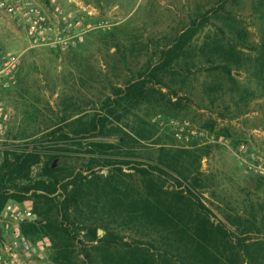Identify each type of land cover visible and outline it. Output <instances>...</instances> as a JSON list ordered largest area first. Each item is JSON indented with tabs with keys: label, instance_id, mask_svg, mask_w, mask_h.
<instances>
[{
	"label": "rangeland",
	"instance_id": "1",
	"mask_svg": "<svg viewBox=\"0 0 264 264\" xmlns=\"http://www.w3.org/2000/svg\"><path fill=\"white\" fill-rule=\"evenodd\" d=\"M36 1L51 8L53 0ZM54 1L68 12H81L78 4L88 7L94 11L91 23L96 26L103 22L106 27L90 32L81 44L64 53L37 49L25 54L17 73V85L3 98L9 119L2 124L4 129L0 132V162L9 148L25 146L46 134L41 129L51 122L80 112L87 116L99 112L104 100L118 98L119 90L137 82L142 74L148 75L149 68L159 63L162 50L204 14L211 20L198 35L195 42L198 50L208 38L215 39L222 32L230 36L224 22L225 18H231L228 15L236 17L241 29L247 30L249 45L259 44L261 25L252 18V12L260 0ZM26 46L19 24L1 16L0 58L21 53ZM256 55L257 52L245 51L243 68L235 69L232 76L213 70L214 66L208 65L203 57L197 59V67L188 74L189 64L184 61L174 66L162 81L149 85L152 90L149 103L130 109L127 114L123 107L110 102L120 121H116L117 117L110 119L107 138L58 146L43 142L50 155L61 149L53 168L59 169L57 175L65 179L64 183L82 173L84 178L92 180L91 185L97 184L100 201L93 216L101 226V237L108 231L123 228L120 218L116 222L110 217L108 191L103 190L104 186L118 182L141 193L152 179L158 188L170 193L186 190L187 185L177 189L172 181L163 182L140 173V168L148 169L146 164L165 146L208 153L200 165L205 204L224 224L223 213L243 215L250 223L248 238L264 240V172L248 173V164L261 166L264 171V91L253 78L256 64L248 62L256 60ZM261 68L257 63V71ZM20 128L22 132L28 129V134H39L16 140L14 135L20 134ZM125 133L139 141V135L149 140L120 151L117 148ZM160 138H163L161 142ZM93 143L112 144L114 148L108 154L114 155L115 163L106 167L107 163L100 161L103 167L94 166ZM118 153L134 154V157L123 158ZM41 168L35 170L34 177H39ZM25 201L32 202L35 210L36 199L31 194ZM37 220L45 223L47 230L38 232L28 228L29 238L41 243L39 237L45 234L46 249L43 259H34L29 264H52L50 256L59 245L53 238L50 221L38 217ZM121 232L134 236L128 229Z\"/></svg>",
	"mask_w": 264,
	"mask_h": 264
},
{
	"label": "trees",
	"instance_id": "2",
	"mask_svg": "<svg viewBox=\"0 0 264 264\" xmlns=\"http://www.w3.org/2000/svg\"><path fill=\"white\" fill-rule=\"evenodd\" d=\"M228 16L231 18H225L224 22L228 24L230 36L222 32L215 39L208 38L198 50L195 47L198 35L211 20L204 14L193 20L171 46L162 50L159 63L149 68L148 75L142 74L137 82L119 90L118 98L104 100L99 112L93 116L76 113L73 120V116H63L59 122H51L41 129L47 133L39 139L4 152L0 162V212L10 201L23 202L31 194L36 199V216L50 221L53 238L59 245L50 256L52 264H264V240L248 238L249 221L243 215L223 213L226 225L205 204L200 165L208 153L203 150L161 146L155 159L146 164L148 169L140 168L143 176L172 181L177 189L187 185L185 191H164L152 179L141 193L118 182L104 186L103 190L108 191L110 217L116 222L120 218L121 231L128 229L134 236L112 230L101 237V226L93 216L100 201L97 184L91 185L92 180L84 178L82 173L64 183L65 179L57 175L59 169L53 168L61 149L50 155L44 146L45 142L58 146L107 138L110 119L117 117L110 102L123 107L127 114L130 109L149 103L152 96L149 85L162 81L174 66L184 61L189 64L188 74L197 67V59L203 57L208 65L214 66L213 70L232 76L235 69L243 68L245 51L257 52V59L248 62L256 64L253 78L264 91V0H260L252 12V18L261 25L257 47L249 45V34L241 29V22L233 15ZM257 63L262 66L258 71ZM25 115L29 117L28 112ZM116 121H120L119 116ZM18 131L20 134L14 135L16 140L39 134H28V129L22 132L21 128ZM138 137L140 141L125 133L117 149L122 151L149 140V137ZM93 147L94 166L103 167L100 161H105L106 167L115 163L114 155L108 154L114 148L112 144L93 143ZM121 156L134 157V154L122 153ZM123 163L128 165L127 161ZM38 167H42L41 173L34 177ZM25 234L30 237L27 229Z\"/></svg>",
	"mask_w": 264,
	"mask_h": 264
},
{
	"label": "built area",
	"instance_id": "3",
	"mask_svg": "<svg viewBox=\"0 0 264 264\" xmlns=\"http://www.w3.org/2000/svg\"><path fill=\"white\" fill-rule=\"evenodd\" d=\"M51 3V8H47L36 0H0V17L16 21L27 41L21 53L0 58V132L4 129L2 124L9 119L3 98L17 85V73L27 52L44 49L64 53L81 44L90 32L106 27L103 22L96 26L91 23L94 11L88 7L78 4L81 12H68L54 0ZM251 171L264 172L261 166L248 164V173ZM28 228L38 232L47 230L45 223L38 222L33 203H7L0 212V264H29L44 258L47 236L42 234L39 237L42 242L37 243L25 234Z\"/></svg>",
	"mask_w": 264,
	"mask_h": 264
},
{
	"label": "water",
	"instance_id": "4",
	"mask_svg": "<svg viewBox=\"0 0 264 264\" xmlns=\"http://www.w3.org/2000/svg\"><path fill=\"white\" fill-rule=\"evenodd\" d=\"M55 165V164H54ZM99 235L101 236L102 235V232L101 231H99Z\"/></svg>",
	"mask_w": 264,
	"mask_h": 264
}]
</instances>
